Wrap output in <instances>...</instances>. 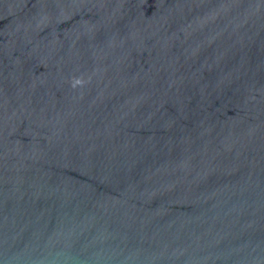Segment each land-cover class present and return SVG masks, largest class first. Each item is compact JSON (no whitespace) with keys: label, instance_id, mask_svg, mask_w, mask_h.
I'll use <instances>...</instances> for the list:
<instances>
[{"label":"water","instance_id":"obj_1","mask_svg":"<svg viewBox=\"0 0 264 264\" xmlns=\"http://www.w3.org/2000/svg\"><path fill=\"white\" fill-rule=\"evenodd\" d=\"M0 264H264V0H0Z\"/></svg>","mask_w":264,"mask_h":264}]
</instances>
